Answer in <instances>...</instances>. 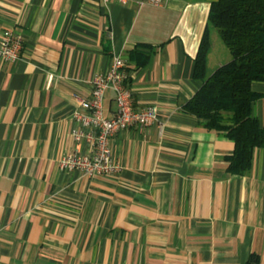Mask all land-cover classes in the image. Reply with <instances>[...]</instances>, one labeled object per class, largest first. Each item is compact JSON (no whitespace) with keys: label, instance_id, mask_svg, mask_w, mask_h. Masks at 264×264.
<instances>
[{"label":"crops","instance_id":"0c3cea01","mask_svg":"<svg viewBox=\"0 0 264 264\" xmlns=\"http://www.w3.org/2000/svg\"><path fill=\"white\" fill-rule=\"evenodd\" d=\"M215 1L0 0V39L24 37L21 59L0 56V264H264V148L230 173L234 141L184 109L203 86L195 60ZM117 57L134 108L157 105L159 119L112 138L115 178L64 170L91 151L73 136L78 97ZM117 109L109 89L104 117ZM253 115L264 126V96Z\"/></svg>","mask_w":264,"mask_h":264},{"label":"trees","instance_id":"16d2710c","mask_svg":"<svg viewBox=\"0 0 264 264\" xmlns=\"http://www.w3.org/2000/svg\"><path fill=\"white\" fill-rule=\"evenodd\" d=\"M214 31L229 49L231 59L210 72ZM147 62L144 59L140 64ZM194 77L203 81V86L184 106L185 111L210 130L225 131L235 143L234 154L227 158L228 171L249 173L255 151L264 148V126L253 115L255 102L264 96L253 89L254 83H264V0L212 3ZM247 264H259L258 257L252 256Z\"/></svg>","mask_w":264,"mask_h":264},{"label":"built area","instance_id":"2783aa9c","mask_svg":"<svg viewBox=\"0 0 264 264\" xmlns=\"http://www.w3.org/2000/svg\"><path fill=\"white\" fill-rule=\"evenodd\" d=\"M123 4L132 2L139 5L150 4L161 6L168 0H120ZM24 37L13 28L3 31L0 39V56L8 61H17L22 58ZM126 61L117 57L111 69L96 75L92 81L91 97H78L81 107L75 111L73 118L79 123V129L73 131L77 141L85 142L90 147L89 153L74 151L60 161L64 170H79L90 178H115L122 167L116 159L111 141L120 131L135 126L149 127L154 124L160 115L157 105H148L135 109L133 92L129 88ZM113 89L116 93L117 112L112 119L103 114V98L105 92Z\"/></svg>","mask_w":264,"mask_h":264},{"label":"rangeland","instance_id":"374dc122","mask_svg":"<svg viewBox=\"0 0 264 264\" xmlns=\"http://www.w3.org/2000/svg\"><path fill=\"white\" fill-rule=\"evenodd\" d=\"M218 46H221V47H218ZM218 46L216 48V51L214 52V55H213V59L210 61V66H209V69H210V72L213 71V67H216L217 65V59H220L221 61H224V63H226L228 61V58L227 57H231V54H230V51L229 49L227 48V46L223 43V41L220 39L219 37V43H218Z\"/></svg>","mask_w":264,"mask_h":264}]
</instances>
